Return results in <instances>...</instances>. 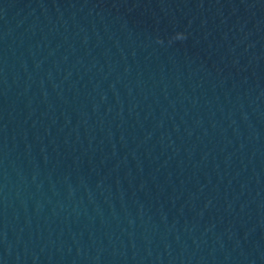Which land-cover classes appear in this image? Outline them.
I'll return each instance as SVG.
<instances>
[{"label":"water","instance_id":"95a60500","mask_svg":"<svg viewBox=\"0 0 264 264\" xmlns=\"http://www.w3.org/2000/svg\"><path fill=\"white\" fill-rule=\"evenodd\" d=\"M0 264H264V0H0Z\"/></svg>","mask_w":264,"mask_h":264},{"label":"clouds","instance_id":"9594fccd","mask_svg":"<svg viewBox=\"0 0 264 264\" xmlns=\"http://www.w3.org/2000/svg\"><path fill=\"white\" fill-rule=\"evenodd\" d=\"M177 36H178V37H182L183 34H182V33H177Z\"/></svg>","mask_w":264,"mask_h":264}]
</instances>
